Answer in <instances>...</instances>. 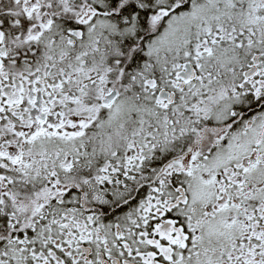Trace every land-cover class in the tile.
Segmentation results:
<instances>
[{
	"label": "snow or ice",
	"instance_id": "1",
	"mask_svg": "<svg viewBox=\"0 0 264 264\" xmlns=\"http://www.w3.org/2000/svg\"><path fill=\"white\" fill-rule=\"evenodd\" d=\"M0 264H264V0H0Z\"/></svg>",
	"mask_w": 264,
	"mask_h": 264
}]
</instances>
